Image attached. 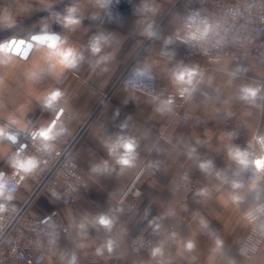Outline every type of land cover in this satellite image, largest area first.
Returning a JSON list of instances; mask_svg holds the SVG:
<instances>
[{
    "label": "crops",
    "instance_id": "0c3cea01",
    "mask_svg": "<svg viewBox=\"0 0 264 264\" xmlns=\"http://www.w3.org/2000/svg\"><path fill=\"white\" fill-rule=\"evenodd\" d=\"M176 1L136 0L111 21L108 0H0V44L45 37L23 57L0 49V177L30 126L49 136L89 121L74 150L89 195L64 206L24 180L13 197L66 227L42 264H264V252L237 253L242 212L264 198L262 183L236 190L226 180L230 150L264 131V97L248 103L261 68L185 57L181 13L168 15ZM132 62L155 73L154 94L115 86Z\"/></svg>",
    "mask_w": 264,
    "mask_h": 264
},
{
    "label": "built area",
    "instance_id": "2783aa9c",
    "mask_svg": "<svg viewBox=\"0 0 264 264\" xmlns=\"http://www.w3.org/2000/svg\"><path fill=\"white\" fill-rule=\"evenodd\" d=\"M136 0H108L104 16L122 21L132 10ZM181 13L174 35L182 43L185 57L196 64L226 59L235 63L253 60L261 68L257 80L258 96L249 105L260 108L264 97V0H177L168 15ZM115 86L152 95L156 91L153 71L134 66L132 62L118 76ZM203 96L207 93L199 87ZM186 120L189 115H182ZM88 120L74 119L72 134L58 127L47 139L37 135V127L30 126L18 136L15 149L8 156L10 172L0 177L6 181L12 196H0V264H42L46 247L60 240L65 225L53 215L32 217L27 213L28 201L20 206L13 203L19 185L24 180L35 183L34 193L45 190L64 206H73L91 191V177L78 165L74 157L77 141L86 130ZM34 161L28 171L14 167L17 162ZM264 161V131L245 139L233 147L228 155L226 180L232 189H240L264 182V169L255 161ZM133 205L126 206L130 213ZM242 219L246 229L237 245V253L251 259L264 252V199L245 209Z\"/></svg>",
    "mask_w": 264,
    "mask_h": 264
},
{
    "label": "clouds",
    "instance_id": "9594fccd",
    "mask_svg": "<svg viewBox=\"0 0 264 264\" xmlns=\"http://www.w3.org/2000/svg\"><path fill=\"white\" fill-rule=\"evenodd\" d=\"M75 22L76 21H74V20H69V23H75ZM94 51H99V48H95ZM59 95H60V93L58 91L54 92L51 96V99L55 100ZM37 135L40 137H43L44 139L48 138V132L47 131H41V132L37 133ZM125 163H127V161H125ZM33 164H34V161L31 158H28V160L26 162L15 163L14 167H16L19 170H23L26 172V171L31 169ZM0 196H2L6 200L12 199V196L7 189L6 181H0ZM2 210H4V206L0 205V211H2Z\"/></svg>",
    "mask_w": 264,
    "mask_h": 264
},
{
    "label": "water",
    "instance_id": "95a60500",
    "mask_svg": "<svg viewBox=\"0 0 264 264\" xmlns=\"http://www.w3.org/2000/svg\"><path fill=\"white\" fill-rule=\"evenodd\" d=\"M44 36H33L29 41L23 39H14L11 38L7 42L0 44V49L5 51H10L13 54L20 55L21 57L25 56L27 51L31 48L34 42L42 43L44 41Z\"/></svg>",
    "mask_w": 264,
    "mask_h": 264
},
{
    "label": "snow or ice",
    "instance_id": "6c2138e0",
    "mask_svg": "<svg viewBox=\"0 0 264 264\" xmlns=\"http://www.w3.org/2000/svg\"><path fill=\"white\" fill-rule=\"evenodd\" d=\"M70 53H62L61 57L63 60H68V58L70 57ZM255 165L258 169H264V161L261 160H257L255 161ZM101 223H106L105 221H101Z\"/></svg>",
    "mask_w": 264,
    "mask_h": 264
},
{
    "label": "rangeland",
    "instance_id": "374dc122",
    "mask_svg": "<svg viewBox=\"0 0 264 264\" xmlns=\"http://www.w3.org/2000/svg\"><path fill=\"white\" fill-rule=\"evenodd\" d=\"M251 71V69L249 70V68L248 67H246V72L248 73V72H250ZM253 72V71H252ZM260 195L262 196V195H264V182L262 183V186H261V189H260Z\"/></svg>",
    "mask_w": 264,
    "mask_h": 264
},
{
    "label": "trees",
    "instance_id": "16d2710c",
    "mask_svg": "<svg viewBox=\"0 0 264 264\" xmlns=\"http://www.w3.org/2000/svg\"><path fill=\"white\" fill-rule=\"evenodd\" d=\"M263 199H264V198H263ZM263 199H262V200H263ZM259 202H260V201H259Z\"/></svg>",
    "mask_w": 264,
    "mask_h": 264
}]
</instances>
